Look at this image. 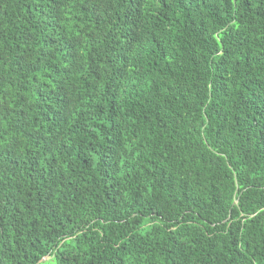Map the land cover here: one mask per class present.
<instances>
[{
    "label": "trees",
    "instance_id": "trees-1",
    "mask_svg": "<svg viewBox=\"0 0 264 264\" xmlns=\"http://www.w3.org/2000/svg\"><path fill=\"white\" fill-rule=\"evenodd\" d=\"M0 264H264V0H0Z\"/></svg>",
    "mask_w": 264,
    "mask_h": 264
}]
</instances>
